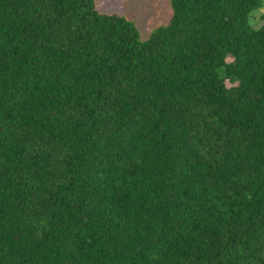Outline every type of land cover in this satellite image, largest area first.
<instances>
[{
    "label": "trees",
    "instance_id": "trees-1",
    "mask_svg": "<svg viewBox=\"0 0 264 264\" xmlns=\"http://www.w3.org/2000/svg\"><path fill=\"white\" fill-rule=\"evenodd\" d=\"M121 1L0 0V264H264L260 0Z\"/></svg>",
    "mask_w": 264,
    "mask_h": 264
},
{
    "label": "rangeland",
    "instance_id": "rangeland-1",
    "mask_svg": "<svg viewBox=\"0 0 264 264\" xmlns=\"http://www.w3.org/2000/svg\"><path fill=\"white\" fill-rule=\"evenodd\" d=\"M99 5L103 0H93ZM120 14L135 26L139 40H146L156 30L165 27L172 15L169 0H122ZM248 24L253 30H257L264 24V0L248 15ZM230 61V57H227ZM227 85L231 83L226 81Z\"/></svg>",
    "mask_w": 264,
    "mask_h": 264
}]
</instances>
